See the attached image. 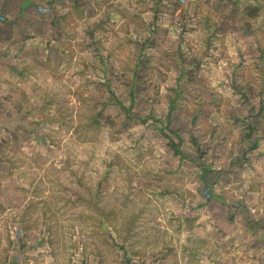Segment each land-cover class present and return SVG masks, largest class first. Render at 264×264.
I'll use <instances>...</instances> for the list:
<instances>
[{
	"label": "rangeland",
	"instance_id": "1",
	"mask_svg": "<svg viewBox=\"0 0 264 264\" xmlns=\"http://www.w3.org/2000/svg\"><path fill=\"white\" fill-rule=\"evenodd\" d=\"M152 2L39 13L0 85V264H264V0Z\"/></svg>",
	"mask_w": 264,
	"mask_h": 264
},
{
	"label": "crops",
	"instance_id": "2",
	"mask_svg": "<svg viewBox=\"0 0 264 264\" xmlns=\"http://www.w3.org/2000/svg\"><path fill=\"white\" fill-rule=\"evenodd\" d=\"M177 0H164V3ZM142 2V3H141ZM140 3L150 9L152 0H0V85L7 87L8 78L15 71L17 56L24 45H31L33 30H37L39 13L64 12L74 15L72 9H135ZM25 35V37H23ZM29 36V38L27 37ZM28 38V39H27ZM3 264V263H1Z\"/></svg>",
	"mask_w": 264,
	"mask_h": 264
},
{
	"label": "trees",
	"instance_id": "3",
	"mask_svg": "<svg viewBox=\"0 0 264 264\" xmlns=\"http://www.w3.org/2000/svg\"><path fill=\"white\" fill-rule=\"evenodd\" d=\"M123 109L128 111V109H126L125 107H123ZM168 138L170 140V146H171L172 150L174 151L175 156L184 158L183 152L181 150V142L175 143L170 137H168ZM201 165L205 166L203 163ZM205 167L206 168H204V173L206 174V173L210 172V169L208 166H205Z\"/></svg>",
	"mask_w": 264,
	"mask_h": 264
},
{
	"label": "built area",
	"instance_id": "4",
	"mask_svg": "<svg viewBox=\"0 0 264 264\" xmlns=\"http://www.w3.org/2000/svg\"><path fill=\"white\" fill-rule=\"evenodd\" d=\"M180 1L185 2V0H180Z\"/></svg>",
	"mask_w": 264,
	"mask_h": 264
}]
</instances>
